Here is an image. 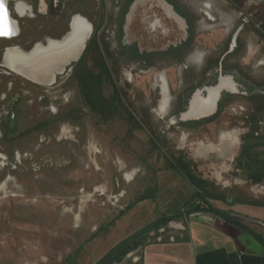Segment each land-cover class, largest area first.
<instances>
[{
  "label": "rangeland",
  "instance_id": "374dc122",
  "mask_svg": "<svg viewBox=\"0 0 264 264\" xmlns=\"http://www.w3.org/2000/svg\"><path fill=\"white\" fill-rule=\"evenodd\" d=\"M106 2L102 34L98 36L100 54L122 103L101 116L80 107L78 122L60 125L57 140L40 150L30 153L34 145L17 143L27 154L23 157L18 152L20 169L11 172L5 167L0 171V264L114 263L125 256L138 237L154 229L159 219L186 210L194 188L182 174L169 168L178 155L195 166L196 177L208 182L214 193L225 192L231 199L229 203L210 201L213 207L243 213L247 206L258 210L248 211L246 217L258 221L263 217L264 209L235 203L264 202V183H251L234 165L244 139L257 163L255 169L259 170V163L262 165L264 119L258 122L256 131L250 132L244 118L256 111L254 100L258 99H240L238 94L221 91L218 100L222 97V108L216 106L208 116L210 120L197 126L192 124L196 119L179 120L178 113L186 111L201 84L202 75L195 73L194 65L201 51L193 56L192 73L180 71V64L173 59L151 67L115 58L120 51L116 4L115 0ZM138 14L130 9L126 17L124 43L137 42L141 50L157 51L180 40L174 22L169 21L165 25L170 28L169 39L152 43L147 26L138 23ZM212 32L210 29L205 33ZM96 55L97 51H91L85 58L86 69L95 73ZM249 72L254 79L263 76L259 70ZM160 75L165 76L169 90L164 113L158 110ZM101 92L109 100L113 86L103 81ZM59 100L63 105L62 97ZM5 151L6 147H1L0 153L12 162L14 153L8 155ZM103 210L107 211L104 221ZM246 225L264 236L263 227Z\"/></svg>",
  "mask_w": 264,
  "mask_h": 264
},
{
  "label": "flooded vegetation",
  "instance_id": "af4514ba",
  "mask_svg": "<svg viewBox=\"0 0 264 264\" xmlns=\"http://www.w3.org/2000/svg\"><path fill=\"white\" fill-rule=\"evenodd\" d=\"M115 4L116 40L120 47L115 58L124 62L147 63L151 67H156L160 61L173 59L180 64V71L192 73L193 56L201 50L200 58L194 63L195 73L202 75L200 89L196 88L185 107L186 111L178 113L179 120L181 114L189 109L193 96L200 94V98L206 99L207 90L218 85L220 80L225 86H229L231 91L227 92L232 96L238 94L240 99L247 100L248 96L249 100L258 99L253 102L255 110L260 108L261 115L264 113V70H259L263 73L260 79H254L249 72L250 66L239 60L245 50L243 44L245 35L251 33L257 37V41L264 42V0H256L254 3L251 0H115ZM217 4L226 11L238 13V26L223 38L220 51L211 53L199 48L201 36L210 34L197 32V27L203 21L214 24L215 28L220 26L219 19L213 14ZM103 5H108L106 0L8 1L7 8L17 22L19 32L10 38H0V149L6 147L5 153L8 155L14 153V159L12 162L8 161L7 157L0 153V171L5 170V167L11 172L20 169L18 152L23 157L27 154L17 147V143L25 141L30 147V144L33 146V142L40 139V143L33 146L30 153L40 150L42 146H48L53 140H57L55 134L61 131L60 125L64 123L75 125L78 122L80 107L81 110L87 109V112L91 113L81 96L82 86L78 74L81 69L88 71L85 67V58L91 51H97L96 62L103 60L98 37L103 29ZM133 5L140 13V16L137 15L138 23L140 21L142 25L147 26L152 43L169 39L170 28H166L165 25L170 22H174V32L180 35V40L175 45L169 44L157 51L141 50L137 42L124 43L127 34L126 17ZM76 17L85 18L90 22L92 32L79 61L68 66L62 75L56 77L54 83L50 86L36 85L7 70L4 58L8 50L29 52L38 46L45 47L50 42L61 41L71 33V22ZM263 65L259 63L258 67L262 68ZM96 68L98 70L96 73L88 72L101 73V68L97 66ZM102 82L103 80L101 91ZM252 86H255V89L252 90ZM61 97L63 105L59 102ZM222 100L221 97L217 101V109L222 108ZM40 106H44L46 110L39 109ZM165 107L167 106L160 105L159 112L164 113L167 110ZM244 118L247 120L249 116ZM208 120H210L208 117H199L192 124L197 126ZM199 122L201 124H197Z\"/></svg>",
  "mask_w": 264,
  "mask_h": 264
},
{
  "label": "crops",
  "instance_id": "0c3cea01",
  "mask_svg": "<svg viewBox=\"0 0 264 264\" xmlns=\"http://www.w3.org/2000/svg\"><path fill=\"white\" fill-rule=\"evenodd\" d=\"M251 2L254 3L256 0H251ZM107 6L104 5L103 10ZM215 9L213 14L219 19L220 26L215 28L214 24L203 21L197 27V32L202 33L214 29L210 35L201 36L202 42L199 43L200 49L211 53L220 51L223 38L238 26L239 17L237 12L226 11L218 4ZM103 18L105 19L104 12ZM243 44L245 50L239 60L248 64L250 69L255 72L260 69L264 70V65L262 68L258 67L259 63L264 64V42L257 41V37L249 33L245 35ZM158 86L161 93L159 106H168L169 90L164 75L158 77ZM165 108L167 109V107ZM39 109L46 110L44 106H40ZM39 140H35L33 144L36 141L37 144L40 143ZM261 163L263 165H260L259 169L263 170L264 159L261 160ZM99 174L103 182L102 168ZM77 175L74 177L75 179L78 178ZM90 183L86 184L87 188L90 187ZM239 206H245V204L241 203ZM243 210V213L235 211L234 213L246 217L248 211L257 212L258 209L245 206ZM262 215L261 222H264V213ZM106 219L107 211L103 210V221ZM254 232L264 239L262 234ZM91 236L94 235L91 234ZM124 255L112 264H264L263 245L251 234L219 220L210 213H193L188 217L182 216L169 221L166 225L154 228L138 237L133 245L126 249Z\"/></svg>",
  "mask_w": 264,
  "mask_h": 264
},
{
  "label": "trees",
  "instance_id": "16d2710c",
  "mask_svg": "<svg viewBox=\"0 0 264 264\" xmlns=\"http://www.w3.org/2000/svg\"><path fill=\"white\" fill-rule=\"evenodd\" d=\"M96 66L101 68V73L95 74L81 69L80 73L78 74V79L82 86L81 96L85 104L90 108V111L93 114L101 116L105 113L108 114L112 112L113 109H117L122 103V98L104 58L103 60L97 62ZM102 80L108 82L113 86V95L109 100L105 99L101 94ZM262 119H264V115H261L260 108L256 111L255 114H251L249 116V118L245 122L246 125L250 127V132H254L257 130L256 126ZM197 124H201V122ZM245 141L246 139H244V141L242 142L239 154L235 158V170L244 172L246 174L247 180H249L253 184L264 183V169H255L257 163H255L252 153L248 145H246ZM153 146L156 147L155 144H153ZM169 164L170 169L178 171L186 178L189 184L194 188V193L191 197V200L186 203V210L184 212L180 211L172 216L159 219L158 222L152 226L153 228L166 225L169 221L180 218L182 216L188 217L193 213H210L217 217L219 220L233 225L243 232L251 234L255 238V240H257L261 245L264 246L263 237L255 233L251 228L248 227V225H246L250 223L243 221L238 217L237 214L232 211L221 210L211 205L210 201L227 203L228 198L226 196V193H214L208 182L200 179L199 177H196V175L194 174L195 166L190 161H188L181 155H178L174 157L173 161ZM261 164L263 165V163ZM238 202L248 206L264 208V202L258 200H239ZM106 263L107 261L104 260L103 264Z\"/></svg>",
  "mask_w": 264,
  "mask_h": 264
},
{
  "label": "water",
  "instance_id": "95a60500",
  "mask_svg": "<svg viewBox=\"0 0 264 264\" xmlns=\"http://www.w3.org/2000/svg\"><path fill=\"white\" fill-rule=\"evenodd\" d=\"M8 1L13 0H0V38H10L17 35L19 32L17 22L11 17L10 12L7 8ZM131 9H134V5L131 7ZM83 19L88 22L85 18ZM88 23L90 25V32L83 43L80 45V47L74 48V44H67V40H64L65 37L61 41H58V44L52 48H48L49 44L44 47L45 51L43 52V55H45L44 57H47V62L45 63L44 68H30L28 64L29 59H27L25 61H18L17 69H19V71H12L8 67H6L7 70H9L12 74L19 76L20 78L33 84L40 86H50L55 82L57 76H60L65 72L68 66L79 61V59L81 58L85 50L86 42L90 38L92 32V26L90 22ZM33 49L29 52L22 53L23 55L30 54ZM59 70H61L60 73L58 72ZM180 119L182 120V118ZM227 201L229 203L231 199H228ZM238 217L247 223L256 224L264 228V223L261 221L253 220L244 216Z\"/></svg>",
  "mask_w": 264,
  "mask_h": 264
},
{
  "label": "bare ground",
  "instance_id": "6f19581e",
  "mask_svg": "<svg viewBox=\"0 0 264 264\" xmlns=\"http://www.w3.org/2000/svg\"><path fill=\"white\" fill-rule=\"evenodd\" d=\"M89 32L90 26L85 24V22H83L81 18L76 17L71 24V33L66 35L64 40H67V44H74V48H77L80 47V45L88 36ZM57 44L58 41L50 42L48 48H52ZM44 51V47L38 46L30 54L23 55V53L18 49H10L5 54L4 64L12 71H19V69H17L18 61H25L29 59L28 64L30 68L42 69L47 62V57H44L45 55H43ZM58 72L60 73L61 70H59ZM223 90L231 91L229 86H225L220 80L218 85L207 90L208 93L206 99L200 98V94L193 96L189 104V109L186 113L181 115L182 120H186L188 118L197 119L214 112L219 94Z\"/></svg>",
  "mask_w": 264,
  "mask_h": 264
}]
</instances>
